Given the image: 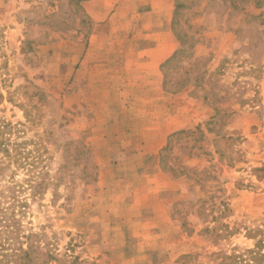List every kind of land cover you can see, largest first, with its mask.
Returning a JSON list of instances; mask_svg holds the SVG:
<instances>
[{"label": "rangeland", "instance_id": "obj_1", "mask_svg": "<svg viewBox=\"0 0 264 264\" xmlns=\"http://www.w3.org/2000/svg\"><path fill=\"white\" fill-rule=\"evenodd\" d=\"M89 1L0 0V264H21L28 245L35 264L46 252L48 264H212L252 249L264 0H174L176 52L160 68L173 103L156 138L120 120V66L107 63L120 26L93 32Z\"/></svg>", "mask_w": 264, "mask_h": 264}, {"label": "crops", "instance_id": "obj_2", "mask_svg": "<svg viewBox=\"0 0 264 264\" xmlns=\"http://www.w3.org/2000/svg\"><path fill=\"white\" fill-rule=\"evenodd\" d=\"M83 7L93 23V32L120 26V52L107 61L120 66V89L123 90L120 93V120L148 121L149 132L141 135L156 138L161 135L156 132L157 112L164 110L163 120L167 121L170 118L167 108L169 112L173 103V96L162 89L160 68L176 52L172 31L174 0H92ZM142 90H146L144 97L139 95ZM149 90L153 96L149 95ZM200 107L198 105V109ZM145 113L146 116H140ZM195 115L200 117L199 113ZM180 127L185 126L170 129ZM132 135L136 134L133 132ZM147 149L146 146L142 151H153ZM132 151L140 152L141 149Z\"/></svg>", "mask_w": 264, "mask_h": 264}, {"label": "trees", "instance_id": "obj_3", "mask_svg": "<svg viewBox=\"0 0 264 264\" xmlns=\"http://www.w3.org/2000/svg\"><path fill=\"white\" fill-rule=\"evenodd\" d=\"M84 1V0H83ZM177 39H180L179 35L176 36ZM193 48V45H191ZM179 52V51H178ZM173 59V56L162 65V68L169 67ZM164 89L171 94H175L181 89L169 90L166 89L165 81L163 82ZM180 89V90H179ZM215 114L219 113L218 109H215ZM8 218L0 215V224H6ZM11 224H13L11 222ZM8 226H3V228H7ZM248 239L252 240L254 245L252 249L245 250L242 253H238L236 251L231 252L230 254H226L223 252L213 254V262L212 264H264V224L260 226L258 229L250 231L248 235ZM4 244H2V247ZM20 256H22L21 264H35L34 259H32L31 255L33 252L32 245H28L25 250H19ZM45 261L36 263V264H48L51 260H53V254L51 252L44 253ZM197 257L192 255H183L181 256L177 264H197ZM3 264H9L8 262H4ZM204 264V263H203ZM208 264V263H205Z\"/></svg>", "mask_w": 264, "mask_h": 264}]
</instances>
